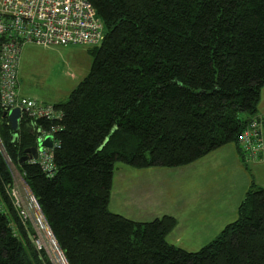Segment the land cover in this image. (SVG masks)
<instances>
[{"label": "trees", "instance_id": "16d2710c", "mask_svg": "<svg viewBox=\"0 0 264 264\" xmlns=\"http://www.w3.org/2000/svg\"><path fill=\"white\" fill-rule=\"evenodd\" d=\"M105 38L61 120L0 111V264H52L14 206L13 163L68 264H264V188L197 252L169 243L174 216L139 222L109 209L117 162L177 168L235 144L258 117L264 87V0H87ZM53 132L55 173L20 162ZM245 156V155H244ZM243 156V157H244Z\"/></svg>", "mask_w": 264, "mask_h": 264}, {"label": "built area", "instance_id": "2783aa9c", "mask_svg": "<svg viewBox=\"0 0 264 264\" xmlns=\"http://www.w3.org/2000/svg\"><path fill=\"white\" fill-rule=\"evenodd\" d=\"M104 38L103 21L87 0H0V111L9 112L18 108L21 119L28 117L35 122L42 119L61 120L63 113L53 104L37 102L20 94L19 63L24 46L94 47L100 45ZM54 131L38 129L37 144L47 136L54 137ZM263 134L260 120H251L239 136V146L246 157L255 160L262 156ZM58 145L54 139L52 148L38 149V158L30 160L33 164H39L49 177L55 173L53 151ZM22 187L14 185L12 189L14 206L23 223L31 227L34 246L37 251L45 252L52 264H68L37 200L27 184L30 197ZM59 252L62 259L56 256Z\"/></svg>", "mask_w": 264, "mask_h": 264}, {"label": "rangeland", "instance_id": "374dc122", "mask_svg": "<svg viewBox=\"0 0 264 264\" xmlns=\"http://www.w3.org/2000/svg\"><path fill=\"white\" fill-rule=\"evenodd\" d=\"M89 48V46L82 45L45 48L34 44H26L22 50L19 63L20 93H23L26 95L25 97L32 98L37 102L48 104L66 102L70 93L90 72L92 58L87 52ZM262 93H264V88ZM224 151H213L211 154L201 158V160L199 159L200 164H196V166H182L175 168V175H172L167 182H162L158 176L154 174L155 172H153V169H147V171L117 162L114 170L109 207L113 210H123L125 214L136 219L135 221H152L155 219V217H153L155 212L153 213L148 204L143 200L144 198L149 197L150 189L153 187L164 188L165 192H171L173 197L177 199L174 204L182 203L184 197H187V195H189L190 198H192V195H195L192 191L195 186H189L190 183H188L191 180V175L193 173L191 171L201 170V175H194L193 180H203L205 188H211L209 186L210 183L215 182L214 185L217 184L220 191L223 193L219 197L222 206V223L219 230L221 228L223 229L227 224L233 222L237 218L236 211H231L233 203H241L243 200V194H239V192H241L238 187L240 180L237 181L235 186H228V183H231L236 174L232 171L230 151ZM263 156L264 150L261 157L252 161H260L263 159ZM9 164L13 173L15 187L23 186L22 188L26 189L25 181H23L16 166L10 161ZM247 171L252 177L255 185L263 188L264 165L254 167L249 164ZM149 174L152 177L148 176ZM193 180L192 182H194ZM208 180L210 182H208ZM122 184L129 185V188L132 189L131 191L133 192L128 195L122 193L120 189ZM139 190H147L148 193H142V201L137 203L138 196L134 194L135 191ZM23 191L27 192L29 197L31 196L28 189ZM207 224L208 220L205 219L202 220L198 227H194V225L186 224L185 221L179 219L174 228L175 234H171L169 240L176 237L179 240V243H177L179 247L181 246V248L189 252H197L215 238L212 237V239L207 240V238H209V233L206 230L207 227H205ZM184 230H197L198 235L201 237L200 240L197 239V236H183L182 232ZM219 230H216L215 233L218 234ZM56 256H58V259H62V254L60 252L56 253Z\"/></svg>", "mask_w": 264, "mask_h": 264}, {"label": "crops", "instance_id": "0c3cea01", "mask_svg": "<svg viewBox=\"0 0 264 264\" xmlns=\"http://www.w3.org/2000/svg\"><path fill=\"white\" fill-rule=\"evenodd\" d=\"M262 91H263V89H262ZM262 91H261V100H260V103L258 106V117L264 119V103H263V96H264L263 94L264 93H262ZM20 94L23 96H26L23 93H20ZM263 132H264V129H263ZM263 137H264V134H263ZM217 150H223V151L229 150L230 151V157H231V161H232L231 162L232 171L234 172V174H236L237 177L235 176V178L232 179L231 183H228V186L229 187H232V185L235 186V184H237V181L240 180L238 187H239V190H241V192H239V194L240 193L243 194L242 199L244 200L247 191L250 189V187L254 183L252 177L250 176V174L247 171V167H249V164H251V166H254V167L259 166V165H264V156H263V159L260 161H256V162L252 161L253 159H251L249 157H246L244 155H243L244 156L243 157L241 155V153L239 152L238 147L235 144H229V145H226V146L219 148ZM200 160H198L192 164L186 165V167L187 166H192V167L196 166V164H200ZM147 169H149V170L153 169V172H155L154 174L157 175L158 178L162 182H167L172 175H175V172H176L175 168L155 167V168H147ZM147 169H144V170H147ZM182 170H184V169H182ZM191 172H193V173L191 175V180L188 183H190L189 186H192V187L195 186L192 190L193 193H195V195H192V198H190L189 195H187V197H184V200L182 203L174 204V203H176L177 199H175L173 197V194L171 192L170 193L165 192L164 188H155L152 186L153 188H151L149 191V194H150L149 197L144 198L143 200L146 204H148V206L153 211V213L155 212L153 215V217H155V219L161 218V217L166 216V215L174 216L178 220L182 219L183 221H185L186 224L188 223L192 226L194 225V227H198L200 225V223L202 222V220L207 219L208 224L205 227H207L206 230L209 233V238H207V240H210V239H212V237L216 238L220 234V232L224 229V228L223 229L221 228L219 230V227L221 226V223H222V206L220 204L221 201H220L219 197L223 193L220 191V188H219V186H217V184L214 185L215 182L210 183L209 186L211 188H205L203 185V182H204L203 180H201V181L200 180L199 181L193 180L194 175H196V176L201 175V172H202L201 170H196V171H191ZM148 176L152 177L150 174ZM192 180L194 182H192ZM208 182H210V181L208 180ZM129 185L127 186L126 184H122L120 187L121 192L126 194V195L131 194L133 191H131L132 189L129 188ZM145 192L148 193L147 190L135 191L134 195L138 196L137 203L142 201V198H141L142 195L141 194L145 193ZM243 200H242V202H243ZM241 203L235 202V203H233V207L231 208V211L232 210L236 211L237 218H238V209H239ZM109 209H110V207H109ZM110 211L115 213V214H120L126 218L131 219V220H136V219L131 218L127 214H125L123 212V210L110 209ZM237 218H236V220H237ZM236 220H234V221H236ZM216 230H219L218 234L215 233ZM173 231L168 235L167 240L169 241L170 244L179 247V245H177V243H179L178 238L174 237L172 240H169L171 234H175V231L174 232ZM182 234H183V236L184 235L185 236H188V235L197 236V239H199V240L201 238L198 235L197 230H192V231L184 230L182 232ZM179 248H181V246Z\"/></svg>", "mask_w": 264, "mask_h": 264}, {"label": "water", "instance_id": "95a60500", "mask_svg": "<svg viewBox=\"0 0 264 264\" xmlns=\"http://www.w3.org/2000/svg\"><path fill=\"white\" fill-rule=\"evenodd\" d=\"M3 117H7L13 130L17 132L20 129V122H21V112L20 109L15 108L10 110L9 112L4 111ZM54 142L53 136H47L42 142H39L36 147L26 150L25 156H23L20 162L30 161L32 159L38 158V149L42 148H52Z\"/></svg>", "mask_w": 264, "mask_h": 264}]
</instances>
